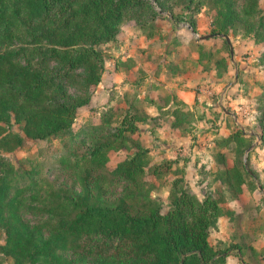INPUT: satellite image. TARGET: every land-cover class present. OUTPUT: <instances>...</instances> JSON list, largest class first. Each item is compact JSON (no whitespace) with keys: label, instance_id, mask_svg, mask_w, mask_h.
I'll use <instances>...</instances> for the list:
<instances>
[{"label":"trees","instance_id":"16d2710c","mask_svg":"<svg viewBox=\"0 0 264 264\" xmlns=\"http://www.w3.org/2000/svg\"><path fill=\"white\" fill-rule=\"evenodd\" d=\"M180 1L200 11L195 0H0V264L3 255L14 264H227L230 254L214 249L211 231L221 218H235L230 206L246 190L258 189L243 160L252 143L241 131L217 142L236 146V157L229 168L219 154L223 168L212 173L214 192L200 199L184 177H176L167 212L153 197L155 184L148 177L161 178L170 165L152 166L149 149L133 139L138 121L149 118L134 105L109 108L79 148L69 147L62 162L80 184L73 195L53 186L42 165L15 164L3 155L22 148L26 139L73 136L79 109L90 103L106 71L101 47L116 42L129 21L155 27L166 7L173 10ZM237 3L212 0L210 34L228 36L242 24L264 44L259 0H243L242 11ZM118 113L123 115L113 127ZM172 115V129L182 130L184 104L176 101ZM261 127L264 143V118ZM132 145L136 151L108 173L110 152ZM112 183L123 185L115 198ZM28 213L40 219L32 223Z\"/></svg>","mask_w":264,"mask_h":264},{"label":"rangeland","instance_id":"374dc122","mask_svg":"<svg viewBox=\"0 0 264 264\" xmlns=\"http://www.w3.org/2000/svg\"><path fill=\"white\" fill-rule=\"evenodd\" d=\"M199 4V12L184 8L183 1L173 10L166 7L155 27L150 22H127L116 42L101 47L106 71L102 82L92 89L90 103L79 109L73 136L48 141L26 139L22 148L3 155L15 164L28 160L42 165L43 176L53 186L73 195L80 191V184L76 174L64 168L62 162L69 147L76 144L79 148L80 142L88 138L90 127L101 123L109 108L119 105L126 111L134 105L149 118L138 121L139 130L133 139L149 149L152 166L170 165L161 178L148 177L155 184L153 197L161 200L167 212L176 177H184L200 199L214 192L217 183L212 173L223 168L219 154H225L229 168L236 157V146L219 147L217 142L241 131L252 143L243 160L258 189L246 190L231 204L235 218H221L211 231L210 243L217 251L232 255L230 264H264V44L246 34L242 24L230 31V42L210 34L212 0H195L193 6ZM242 7L243 0H238V10L242 11ZM259 7L264 17V0H259ZM191 19L196 21L197 32L193 31ZM208 36L215 37L203 39ZM177 85L192 92L187 103L173 99L165 89ZM151 97L157 98L156 105ZM176 101L184 104L187 113L182 130L171 127ZM122 115L114 117L113 127L119 125ZM14 131L23 135L19 124H14ZM135 151L133 145L130 150L111 151L106 171L112 172ZM122 186L112 183V198ZM26 218L32 223L40 219L30 213ZM1 259L2 264H14L12 258L3 255Z\"/></svg>","mask_w":264,"mask_h":264},{"label":"crops","instance_id":"0c3cea01","mask_svg":"<svg viewBox=\"0 0 264 264\" xmlns=\"http://www.w3.org/2000/svg\"><path fill=\"white\" fill-rule=\"evenodd\" d=\"M165 89L169 92L170 95L177 98L178 101L182 102V103H187L188 102V96H192V92H188L184 87L177 85L175 87H165ZM151 100L154 101L155 100V104L156 105V101L157 98L155 99L154 97H151ZM200 198V197H199ZM254 256V254H253ZM232 258V255L230 254V256L227 258V264H230V260Z\"/></svg>","mask_w":264,"mask_h":264},{"label":"water","instance_id":"95a60500","mask_svg":"<svg viewBox=\"0 0 264 264\" xmlns=\"http://www.w3.org/2000/svg\"><path fill=\"white\" fill-rule=\"evenodd\" d=\"M213 37H215V36L203 37V39H204V40H208V39L213 38ZM219 37H224L228 42H230L228 36H222V35H221V36H219Z\"/></svg>","mask_w":264,"mask_h":264}]
</instances>
